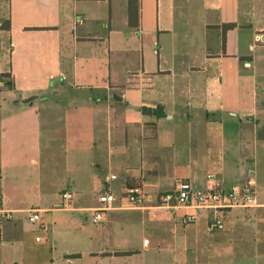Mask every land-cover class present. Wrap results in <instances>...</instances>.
I'll return each instance as SVG.
<instances>
[{
  "label": "crops",
  "instance_id": "0c3cea01",
  "mask_svg": "<svg viewBox=\"0 0 264 264\" xmlns=\"http://www.w3.org/2000/svg\"><path fill=\"white\" fill-rule=\"evenodd\" d=\"M134 18L129 0H0V75L12 83H0V264H211L223 249L211 236L245 225L264 253V206L162 199L182 179L231 188L251 177L264 199V0H138ZM159 105L163 117L142 110ZM58 143L70 207L65 189L48 195L56 169L42 175ZM107 189L118 199L97 224L87 212ZM137 189L145 204L123 207ZM215 216L227 230L209 231Z\"/></svg>",
  "mask_w": 264,
  "mask_h": 264
},
{
  "label": "built area",
  "instance_id": "2783aa9c",
  "mask_svg": "<svg viewBox=\"0 0 264 264\" xmlns=\"http://www.w3.org/2000/svg\"><path fill=\"white\" fill-rule=\"evenodd\" d=\"M2 80H0V83ZM65 207L72 206L75 200V193L72 190L65 189L61 192ZM146 195L141 190H130L120 196L121 205L123 207H138L145 204ZM117 195L109 189L104 190L99 195L100 206L95 208L93 215L94 223H101L106 219V211L111 209L117 201ZM164 204H168L174 200L171 207H188L208 208L221 210L230 207H260L264 206V199L259 196V189L256 187L254 179L251 177L244 183L234 185L231 188H225L212 185L210 187H202L196 183L182 179L177 183V187L173 192L166 193L162 197ZM30 220L39 221L42 218L40 209H31ZM196 220L195 213H187L183 217L185 224H191ZM223 220L215 216L208 225L209 231L224 229ZM46 230V229H45ZM47 231V230H46ZM37 241L47 240V236L38 235Z\"/></svg>",
  "mask_w": 264,
  "mask_h": 264
},
{
  "label": "rangeland",
  "instance_id": "374dc122",
  "mask_svg": "<svg viewBox=\"0 0 264 264\" xmlns=\"http://www.w3.org/2000/svg\"><path fill=\"white\" fill-rule=\"evenodd\" d=\"M1 60H4L0 57ZM62 143H58L57 147H55V154L54 156L50 157V153L51 149H44L43 150V158H42V175L44 178V175H49L50 177L53 176V172H49V170H53L56 169V180L54 182H56L55 184H59L55 187V189H51L49 191L50 194L49 197L51 198H55V199H59L61 200V197L59 196V192L62 189H69L74 191V183L70 178V174L66 171L67 167H65V156L63 153V147L61 145ZM263 144H260V146L257 149V152L260 154L257 160V168L259 171V174L262 175V181H258V186L261 189V191L264 192V150H263ZM58 152V153H57ZM57 155V156H56ZM58 162V165H53L54 163ZM46 169V170H45ZM49 169V170H47ZM115 172V171H114ZM117 174L120 175L119 172H117ZM33 181V180H32ZM31 181V182H32ZM53 182V183H54ZM195 183V182H194ZM32 185L33 182L31 183ZM43 184V190H45V181L42 182ZM52 184V183H50ZM62 188V189H61ZM44 192V191H43ZM162 195V194H160ZM89 197V196H88ZM95 197L92 196V202L94 203ZM259 212L261 214L264 215V207L263 208H259L258 209ZM243 211V210H242ZM95 212L93 211H89L87 212V215L89 217H93ZM200 221V225L203 226V235L201 237V243L202 245H206V242L208 241L207 236L205 233L207 230L206 224L203 221V219H199ZM100 224V223H97ZM32 225H29L28 223H25L24 228L28 229L29 233H31L30 229H31ZM251 226H247L245 225L244 228H240L239 226L234 227L233 231H231L229 238H227L225 236L224 239H215L216 237L214 235H212V233H217L219 232V230H216L217 232H212L210 234H207L209 236H211L214 240V243H217L219 241L220 244H222L223 249H221L220 251H213L212 253H209L211 255V264H250L253 263L255 261H264V253H260L259 251H255L257 249V247H255V243L254 240L252 238H250V232L254 231L253 228H251ZM225 229V228H224ZM223 229V230H224ZM228 227L225 229L227 230ZM221 230V231H223ZM241 231H245L246 235L245 236H239L238 233H241ZM244 234V233H243ZM214 236V237H213ZM169 240H171V238H168ZM263 249H261L262 251ZM218 252H221L220 254ZM6 253L3 252V257L5 256ZM9 254V253H8ZM202 256V254H201Z\"/></svg>",
  "mask_w": 264,
  "mask_h": 264
},
{
  "label": "trees",
  "instance_id": "16d2710c",
  "mask_svg": "<svg viewBox=\"0 0 264 264\" xmlns=\"http://www.w3.org/2000/svg\"><path fill=\"white\" fill-rule=\"evenodd\" d=\"M135 9H137V11H138V0H129V21L131 24L137 23V20L134 18ZM235 25H236L235 23H226V24H224V29L234 27ZM7 77H8V74L3 73L0 75V80H5V82L7 84L12 86L11 81L8 80ZM142 110L145 113H151V114L156 115L157 117H163L166 115V112H165L164 107L162 105H159L156 108L143 107Z\"/></svg>",
  "mask_w": 264,
  "mask_h": 264
},
{
  "label": "water",
  "instance_id": "95a60500",
  "mask_svg": "<svg viewBox=\"0 0 264 264\" xmlns=\"http://www.w3.org/2000/svg\"><path fill=\"white\" fill-rule=\"evenodd\" d=\"M262 39L264 40V36L262 37Z\"/></svg>",
  "mask_w": 264,
  "mask_h": 264
}]
</instances>
